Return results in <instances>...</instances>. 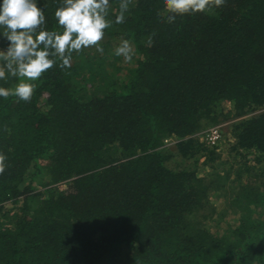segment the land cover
<instances>
[{
    "label": "trees",
    "instance_id": "16d2710c",
    "mask_svg": "<svg viewBox=\"0 0 264 264\" xmlns=\"http://www.w3.org/2000/svg\"><path fill=\"white\" fill-rule=\"evenodd\" d=\"M60 2L37 0L46 30H61ZM109 4L103 53L57 60L30 81V102L0 97V264H264V179L262 191L240 182L248 171L197 136L258 112L231 126L228 152L256 153L264 177V0L173 23L163 0H131L120 24V0ZM122 38L134 55L115 67ZM214 177L235 182L239 210L220 235L208 228Z\"/></svg>",
    "mask_w": 264,
    "mask_h": 264
},
{
    "label": "clouds",
    "instance_id": "9594fccd",
    "mask_svg": "<svg viewBox=\"0 0 264 264\" xmlns=\"http://www.w3.org/2000/svg\"><path fill=\"white\" fill-rule=\"evenodd\" d=\"M169 15L167 22H175L177 15L205 12L211 7H221L226 0H163ZM131 0H120L119 14L115 23L125 20ZM109 0H61L54 12L58 28L46 30L44 8L37 0H2L0 3V38L7 42L0 48V80L19 78L20 82L11 88L0 87V97L14 96L18 101L30 102L35 84L44 72L53 68L59 60L60 67L70 68L73 52L80 53L95 47L103 53L100 41L111 21L106 19ZM151 46L152 37L148 38ZM116 56H123L126 62L133 58V46L127 39H121L115 48ZM7 157L0 153V174L5 172Z\"/></svg>",
    "mask_w": 264,
    "mask_h": 264
},
{
    "label": "rangeland",
    "instance_id": "374dc122",
    "mask_svg": "<svg viewBox=\"0 0 264 264\" xmlns=\"http://www.w3.org/2000/svg\"><path fill=\"white\" fill-rule=\"evenodd\" d=\"M0 3H2V0H0ZM105 40V37L102 41ZM100 41V42H102ZM94 52L96 50L95 47L86 48V52H88L89 55H91L90 51ZM132 62V60L130 61ZM125 60L120 62L119 60L114 63L115 67H122L126 66L127 63ZM131 64V63H130ZM105 66L107 67V63H105ZM118 73V72H117ZM43 102V101H42ZM225 110H230L229 104H225L224 106ZM43 106H41V109ZM258 112L251 113L245 117H251L252 115L256 114ZM242 118H236L232 119L229 118L227 120H224V117H221L215 125L208 126L204 128L200 133L197 135L200 142L204 144L207 148H216L217 154L221 155L222 160H228L232 162L241 168V171H248L247 174L242 173V180L240 182H248L250 186H254L257 188L258 191L263 190V186H261L262 181L264 177L262 176V168H263V162H257L255 161L254 157L257 155L253 152H247L246 158H240L238 157V160H234V155L231 153L229 154L228 150L230 148V145L232 144V139L228 135L230 133L231 126L239 121ZM169 145H171L169 143ZM246 162V166H243V164ZM230 166L228 165L226 168H218V171L221 172H229L228 169ZM235 169L230 171V174H234ZM251 174V176L249 175ZM219 181H215L216 177H214V187H216L215 192L210 193V199L209 202L213 204L212 207L215 208V212L217 213V216L220 218L215 219V221L211 222L208 226L209 230L216 234L220 235L225 229L228 228L229 225H234L236 223V219H238L239 216V210L232 206L229 203V198L232 196L234 192V185L235 182L231 181L229 179L227 182L222 183V178ZM223 185V186H222ZM208 212V210L206 209Z\"/></svg>",
    "mask_w": 264,
    "mask_h": 264
}]
</instances>
